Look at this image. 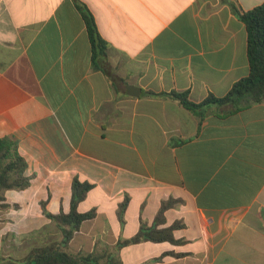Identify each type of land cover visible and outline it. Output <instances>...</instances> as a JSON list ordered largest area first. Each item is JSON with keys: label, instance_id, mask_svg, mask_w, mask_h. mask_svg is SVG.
Here are the masks:
<instances>
[{"label": "crops", "instance_id": "1", "mask_svg": "<svg viewBox=\"0 0 264 264\" xmlns=\"http://www.w3.org/2000/svg\"><path fill=\"white\" fill-rule=\"evenodd\" d=\"M230 1L243 11L264 3ZM79 3L107 43L110 76L92 66ZM248 73L245 26L220 0H0V138L16 142L30 179L6 192L0 257L20 260L61 239L45 212H69L78 176L94 185L78 211L96 217L74 232L71 254L264 264V101L210 107L198 125L176 101L148 94L189 91L200 102ZM168 199L181 202L159 228L181 222L180 243L116 247Z\"/></svg>", "mask_w": 264, "mask_h": 264}, {"label": "trees", "instance_id": "2", "mask_svg": "<svg viewBox=\"0 0 264 264\" xmlns=\"http://www.w3.org/2000/svg\"><path fill=\"white\" fill-rule=\"evenodd\" d=\"M220 1L227 4L233 14L245 26L246 52L249 63L248 75L234 82L223 97L209 94L200 102H193L189 97V91L148 93L154 97L169 98L176 101L196 117L198 125L202 123L206 111L210 107L229 106L231 112H236L252 104L264 101V3L250 10L243 11L230 0ZM78 9L86 26L92 66L95 70H100L110 76L107 43L100 36L93 15L88 7L83 3H79ZM26 167V160L20 155L16 142L8 137L0 138V210L10 208V205L6 202L5 195L7 191H21L29 187L30 179L25 175ZM93 187L92 183L74 176L71 184L72 198L69 212L50 214L44 211L46 217L60 231L61 239L32 247L27 255L20 260L0 257V264H100L93 255L71 254L66 250L68 242L74 232L79 230L81 224L96 217L95 208L86 212L78 211V205L84 201ZM180 202V200L174 199L163 201L151 226L141 221L137 233L129 239L119 241L116 247L119 249L142 242L180 243L181 241L174 239L173 231L182 228L181 222L176 221L168 227L159 228L165 224V212ZM128 203L129 198L125 196L118 206L117 217L122 225L124 224V214ZM167 254L173 255L172 253Z\"/></svg>", "mask_w": 264, "mask_h": 264}, {"label": "water", "instance_id": "3", "mask_svg": "<svg viewBox=\"0 0 264 264\" xmlns=\"http://www.w3.org/2000/svg\"><path fill=\"white\" fill-rule=\"evenodd\" d=\"M134 90H136V88L135 87H133V86H130L129 88H128V95H130V96H136V95H138V93L137 94H134V93H132V92H134Z\"/></svg>", "mask_w": 264, "mask_h": 264}]
</instances>
